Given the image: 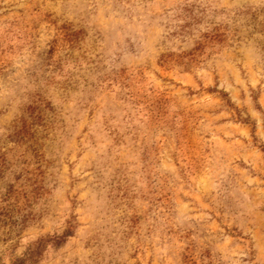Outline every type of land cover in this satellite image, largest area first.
<instances>
[{
  "label": "rangeland",
  "instance_id": "rangeland-1",
  "mask_svg": "<svg viewBox=\"0 0 264 264\" xmlns=\"http://www.w3.org/2000/svg\"><path fill=\"white\" fill-rule=\"evenodd\" d=\"M187 263L264 264V0H0V264Z\"/></svg>",
  "mask_w": 264,
  "mask_h": 264
},
{
  "label": "trees",
  "instance_id": "trees-1",
  "mask_svg": "<svg viewBox=\"0 0 264 264\" xmlns=\"http://www.w3.org/2000/svg\"><path fill=\"white\" fill-rule=\"evenodd\" d=\"M73 234V230L71 227L67 228L66 231L60 236V238L65 239L71 237ZM189 264V263H187Z\"/></svg>",
  "mask_w": 264,
  "mask_h": 264
}]
</instances>
